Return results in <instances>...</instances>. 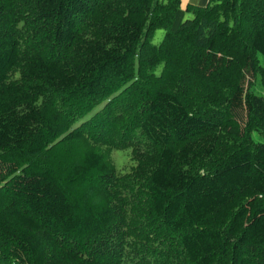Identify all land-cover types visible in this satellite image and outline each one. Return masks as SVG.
<instances>
[{
	"label": "trees",
	"instance_id": "obj_1",
	"mask_svg": "<svg viewBox=\"0 0 264 264\" xmlns=\"http://www.w3.org/2000/svg\"><path fill=\"white\" fill-rule=\"evenodd\" d=\"M0 264H264V0H0Z\"/></svg>",
	"mask_w": 264,
	"mask_h": 264
},
{
	"label": "rangeland",
	"instance_id": "obj_2",
	"mask_svg": "<svg viewBox=\"0 0 264 264\" xmlns=\"http://www.w3.org/2000/svg\"><path fill=\"white\" fill-rule=\"evenodd\" d=\"M187 15L191 16V13H187ZM164 30L163 29H157L155 32V41H159L162 38ZM111 158L116 165L117 168L123 167L125 163H128V151L125 149H118L115 148L111 151Z\"/></svg>",
	"mask_w": 264,
	"mask_h": 264
},
{
	"label": "crops",
	"instance_id": "obj_3",
	"mask_svg": "<svg viewBox=\"0 0 264 264\" xmlns=\"http://www.w3.org/2000/svg\"><path fill=\"white\" fill-rule=\"evenodd\" d=\"M208 2V0H181V5L185 7L187 4H198V5H204Z\"/></svg>",
	"mask_w": 264,
	"mask_h": 264
}]
</instances>
